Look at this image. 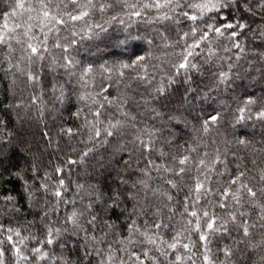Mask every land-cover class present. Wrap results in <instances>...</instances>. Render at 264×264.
<instances>
[{
	"label": "snow or ice",
	"instance_id": "1",
	"mask_svg": "<svg viewBox=\"0 0 264 264\" xmlns=\"http://www.w3.org/2000/svg\"><path fill=\"white\" fill-rule=\"evenodd\" d=\"M256 16L264 21V0H8V9L0 12V72L10 73L12 84L19 75L43 90L41 69L62 70L76 94L74 115L83 118V131L60 132L81 134L84 148L65 165L83 166L103 148L110 150L109 165L116 155L127 153L128 158L121 155L116 164L125 165V173L139 175L131 181L121 177L124 190L109 192L107 199L96 185L83 183H75L73 197L67 198L64 168L57 166L61 178L55 186L40 185L56 198L39 217L43 235L30 230L25 235L20 227L0 223V264H245L257 253L259 261L252 264H264V167L253 158V175L241 155V150L259 151V163L264 164V136L258 150L246 136L205 139L213 132L223 136V113L213 109L198 119L192 143L173 145L175 134L163 136L155 122L176 117L165 114L167 105L153 104L181 75L189 87L179 100L181 106L189 102L188 73L199 72L203 65L234 60L228 67L235 68L240 53L247 54L242 37L252 29L248 18ZM114 33L119 34L115 39ZM259 36L264 38V25ZM113 48L121 51L105 54ZM82 49L96 59L80 60ZM254 54L264 61V50ZM229 79V72L221 70L215 83ZM50 90L64 102V84L54 80ZM37 99L33 96L32 102ZM202 99H210L207 92ZM133 107L146 109L154 123L137 121ZM227 124L264 133V96L239 99ZM5 131L0 127V144L5 143ZM44 179L51 176L46 173ZM128 202L120 213L125 217L122 225L107 215ZM63 205L71 207L57 226L50 213H59Z\"/></svg>",
	"mask_w": 264,
	"mask_h": 264
},
{
	"label": "trees",
	"instance_id": "2",
	"mask_svg": "<svg viewBox=\"0 0 264 264\" xmlns=\"http://www.w3.org/2000/svg\"><path fill=\"white\" fill-rule=\"evenodd\" d=\"M6 9H8V0H0V12ZM248 22L252 25V29L246 37H242L247 54L240 53L242 58L235 68L229 70L228 67L229 63L235 62L233 60L203 65L199 72L188 73L192 78L191 89L187 94L189 102L183 103V106H181L179 97L184 93V89L189 87L188 84L183 82V75L177 77L176 84L169 86L166 96L160 97L159 101H153V104L157 107L167 105V107H163L165 114L171 113L176 117V120L180 121L179 124L176 123V120L155 122L156 127L162 129L163 136L167 137L170 133L175 134L173 145L192 143L193 128L198 127V119L202 120L205 115L215 109L222 112L224 116L223 136H217L213 132L205 139L210 141L214 138L219 141L220 139L232 140L236 137L246 136L255 141L257 150L261 147L259 141L264 133L259 128L237 126L236 129H233L227 124V121L232 119V113L235 111L239 99L249 95L254 97L264 96V61L254 54V50L255 52L264 50V38L259 36V29L264 25V21L260 19V16H256L255 18L249 17ZM118 35L114 33L113 39L117 38ZM95 43L100 44L101 47L104 46L102 41H96ZM112 51L119 53L121 49H106L105 54ZM156 52L159 54L160 50L156 49ZM78 58L85 62L89 59H96L94 56H89L83 49L78 53ZM111 58L115 59V57ZM202 59V57H197L198 61H202ZM163 67L168 70L167 65ZM221 70L228 71L230 79L217 85L215 83L216 75ZM157 76L159 78V72H157ZM41 77L43 90L39 85L31 86L27 84L26 77L19 75L16 83L12 84V75L0 72V120L4 121V124L0 127L6 130L3 134L5 143L0 144V151L3 152V156L0 157V161H2L0 162V197L10 195L15 198L13 202L0 199V209H2L0 211V223L20 227L25 235L30 230L32 235L37 237H41L44 233V225L40 222L39 217L56 200L40 185L47 184L49 189L55 186L58 179L61 178L55 173L57 166L64 168L63 178L69 186V191L65 194L67 198L73 197L75 183H83L86 187L88 184L96 185L100 191L105 193L104 198L107 199L109 192L124 190V186L120 184L121 177L128 178L131 181L139 175L133 172L125 173L123 171L125 165L122 163L116 164L121 155L127 159V153L116 155L111 165H109L110 150L106 152L103 148L95 153V157L88 158L83 166H66V160L69 157L75 159L79 154V150L84 148V144L80 143L83 136L77 134L69 137L61 134L60 130L61 128H72L74 131L79 129L82 132L83 118L78 119L74 115L78 107L77 97L75 92L65 83L62 70L49 72L47 68L41 69ZM54 80L65 85L66 97L63 103L55 98L58 94H54L50 90ZM197 92H199V95H197ZM205 92H207L210 99H202ZM33 96L38 97L35 103L32 102ZM17 103L21 106L14 107ZM41 108L43 109L42 114ZM132 112L137 116V121H143L148 125L154 123L148 118L150 113L143 107H133ZM252 123L253 121H249V125ZM8 133H11V135H8ZM130 138L127 137L126 139ZM73 147L77 149L76 152L72 151ZM128 147L131 148V145H128ZM212 147L214 146L210 145L209 150ZM165 150H169L167 145H165ZM231 150L236 151V148L233 147ZM171 151H175V148H172ZM241 155L246 157L245 163L247 166L253 168V175L256 174V170L251 164L253 158L258 161L259 167H264V164L259 163L261 159L259 151L253 149L241 150ZM101 156L104 157L103 161L99 159ZM228 160L231 161L232 157L229 156ZM101 163L107 167V171L105 167L100 166ZM231 166L234 168V165ZM46 173L51 176V179H44ZM220 179H226V177ZM30 193H34L31 201L29 200ZM179 198H183V193H180ZM85 202H87V198H85ZM130 203L122 204L121 208H117L115 213H112L109 209L107 215L115 220L117 224L122 225L125 217L120 216L121 210L128 207ZM80 206L78 203L77 207ZM70 207L71 205H63L59 213L51 212V220L55 221L58 226L62 223L61 215L67 213ZM15 208H19V212H16ZM10 209L11 211H9ZM216 211L220 210L217 209ZM117 216H120L119 220L116 219ZM28 220H33L35 223L28 224ZM256 239H259L258 233ZM227 242L231 243V241ZM31 246L32 242L29 241V247ZM252 261H259L258 253L251 254V259L246 261L245 264H252Z\"/></svg>",
	"mask_w": 264,
	"mask_h": 264
}]
</instances>
